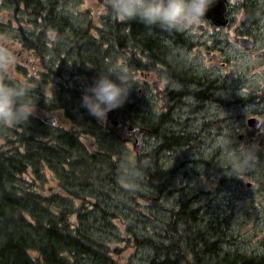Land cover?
Returning <instances> with one entry per match:
<instances>
[{
	"label": "trees",
	"instance_id": "1",
	"mask_svg": "<svg viewBox=\"0 0 264 264\" xmlns=\"http://www.w3.org/2000/svg\"><path fill=\"white\" fill-rule=\"evenodd\" d=\"M94 1L106 9L99 26L88 11L75 12L60 0H0V15L8 17L0 35L39 67L31 72L15 64L6 73L33 90L36 108L28 123L0 128V264H264L261 255L224 248L229 239L221 233L223 223L173 198L169 171L159 163V154L190 136L151 123L132 74L165 72L183 86L185 79L201 78L174 55L188 43L159 26L117 20L106 0ZM239 1L235 34L251 38L264 0ZM123 55L127 62H118ZM106 69L121 70L132 86L119 109L131 124L149 125L160 141L145 155V144L131 155L81 106L84 88ZM251 103L261 117L264 93ZM49 111L61 112L72 129L43 123L40 114ZM230 158L224 172L233 174L243 162ZM210 166L221 171L222 164ZM258 166L247 172L260 181Z\"/></svg>",
	"mask_w": 264,
	"mask_h": 264
},
{
	"label": "rangeland",
	"instance_id": "2",
	"mask_svg": "<svg viewBox=\"0 0 264 264\" xmlns=\"http://www.w3.org/2000/svg\"><path fill=\"white\" fill-rule=\"evenodd\" d=\"M60 1L64 4L68 3L75 12L88 11L93 25L99 26L101 17L105 16L106 9L102 6V2ZM239 3V0H227L226 16L230 20L228 28L214 30L213 27L207 26L204 34L199 35L196 32L194 36L189 35L192 38H187V43L192 46L191 48L173 51L178 61L203 74L207 80H218V83L215 84L217 90L213 97H210L206 103H202V100L192 103L190 108L194 109L193 113L184 114L188 107L179 106L170 114L173 121L185 120V128L182 132L190 136V140L185 141L182 146L172 147L171 151L159 154L158 159L159 163L169 171L168 181L173 198L188 200L193 207L201 209V215L208 214L209 217H215L223 223L224 228L220 227L221 233L229 239L224 248L230 247L235 250L237 247L242 252L264 257V174L260 181H257L254 172H247L250 166L235 165L237 168L233 174L217 171L210 166L212 161L215 162L219 158L220 161L216 163L222 164L223 168H228V161L233 151L238 147L242 149L244 146H249L236 140L237 135L246 132L244 125L246 118L250 116L259 118L261 126L257 132L264 134V113L261 117L254 115L251 106V102L257 101L258 97L264 93V71L260 56V53L264 51V16L259 20V29L251 37L254 48L248 52L237 49L230 42L237 29L238 16L235 8ZM6 22L8 17L6 13H3L0 15V23ZM183 41H185L184 38ZM0 43L15 54L18 59L16 64L31 72L39 69L38 63L30 53L13 45L3 35H0ZM205 51L215 53L225 66L209 68L212 64L204 56ZM129 55L134 61L142 63V60L133 54L129 53ZM118 62H127L126 56L118 58ZM139 73L132 74V79L135 81L134 89L137 91L142 89ZM160 87L159 82L155 83L156 89ZM153 95L158 96V92H154ZM251 96L253 97L248 99ZM138 98L143 105V93H140ZM180 109L182 117L179 114ZM163 113L161 101L155 100L149 104L148 114L151 122L152 115ZM41 114H51L57 117L56 126L72 129L71 124L64 119L61 112L49 111ZM205 124L207 125L202 128ZM167 129L171 131V125ZM190 133H193V136ZM153 136L147 139L142 155L160 145V141L156 139L158 137L154 134ZM126 148L131 155H134L129 144H126ZM257 156L260 158L259 171L264 173L263 148L258 150ZM230 159L233 163L237 157ZM127 162L130 165L129 160ZM242 170L247 173H243ZM246 183H251V187L245 188ZM51 186V184L47 185V187Z\"/></svg>",
	"mask_w": 264,
	"mask_h": 264
},
{
	"label": "clouds",
	"instance_id": "3",
	"mask_svg": "<svg viewBox=\"0 0 264 264\" xmlns=\"http://www.w3.org/2000/svg\"><path fill=\"white\" fill-rule=\"evenodd\" d=\"M214 0H106L114 17L120 21L135 20L146 27L159 26L162 30L184 32L194 29ZM18 63L15 54L0 43V128L28 123L35 114L36 100L26 83L7 75L10 66ZM126 74L119 69L99 71L91 86L84 88L81 106L99 121L109 111L122 107L131 89ZM255 146L238 147L233 155L245 167L260 162ZM238 153V155H237Z\"/></svg>",
	"mask_w": 264,
	"mask_h": 264
},
{
	"label": "flooded vegetation",
	"instance_id": "4",
	"mask_svg": "<svg viewBox=\"0 0 264 264\" xmlns=\"http://www.w3.org/2000/svg\"><path fill=\"white\" fill-rule=\"evenodd\" d=\"M226 15H227V11H226L225 16ZM227 19H228V17H227ZM199 26H202L203 29L202 30L197 29V27H199ZM207 26L213 27L212 25H210L209 22L203 20L198 25H196L194 27V29H192V30H188V31H184V32L165 30V31H162V33H168L170 36H173V37L179 36V35L183 36L185 41L187 42V38H192L191 36H194V33H196V32H198L199 35L204 34L207 31L206 30ZM229 26H230V20H229L228 27ZM218 29H225V28H214V30H218ZM189 35H191V36H189ZM233 36H235V34H233ZM189 47L191 48L192 46H189ZM204 56L209 60L210 64H212V65H209V68L211 66H216V67H220V68L225 66V63L220 61L219 57L213 52L205 51ZM260 56H261L262 62H264V51L262 53H260ZM188 68H190V66H188ZM192 71L195 74L200 75L201 78H199V79H191V78L185 79V82H184L185 86L181 85V83L178 80L176 81L175 79H171L170 77L166 76L165 72H162L164 74V76H160V77L157 76L156 72H153L151 70L143 72L140 74L141 81H142V84H141L142 89L137 91V95L139 96L140 93L141 94L143 93V103H144V106H145L147 113L149 110V104H151L155 100L161 101L162 106L164 108L163 114L152 115L153 116V119L151 122L152 124L166 123L168 126L171 125V128L175 126V128H177L176 133H178L179 131L182 132L183 128H185V120L181 121L180 119L179 120L175 119V121H173L170 114L179 106L181 108L188 107L186 109V112H184V114L193 113L194 109L190 108V106L192 105V103L194 101L198 100L195 98L200 94V92L203 91L204 88L208 87L209 84L212 87V89H210L204 95V98L202 99L201 102L206 103L210 99V97H213L214 92L217 90V87L214 85L213 81L207 80V78L203 77V74H200L195 70H192ZM204 76H207V75H204ZM197 81H199V82L197 83ZM216 81L218 83V80H216ZM157 82H159V84L161 85V87L158 89L155 88V83H157ZM186 85H188V86H186ZM197 86H199L201 88L198 89ZM154 92H158V96H154L153 95ZM151 98H153L152 101H151ZM179 114H180V117H182L183 114L181 113V109H180ZM252 117H254V116H252ZM150 119H151V117H150ZM206 125L207 124L203 125L202 128H204ZM145 128H147L149 130V133L147 136V139H148L149 137H151L150 126L148 125V127H145ZM257 130H259V129H257ZM257 130L251 131V130H247V128H246V132L244 131V132L240 133V135H238V136H242V138L240 140H238L237 139L238 136H236V140L243 143V144H247L249 146H255V147H256V144L258 142H260V144H259L260 148L264 149V134L260 133L259 131L257 132ZM192 134L193 133H190L191 136H193ZM147 139H146V141H147ZM215 161H220V160H219V158H217ZM225 169L226 168L221 167V172L226 171Z\"/></svg>",
	"mask_w": 264,
	"mask_h": 264
},
{
	"label": "water",
	"instance_id": "5",
	"mask_svg": "<svg viewBox=\"0 0 264 264\" xmlns=\"http://www.w3.org/2000/svg\"><path fill=\"white\" fill-rule=\"evenodd\" d=\"M226 3L227 0H214L207 10L204 20L209 21L215 28L227 27L229 25V20L225 16ZM197 29L202 30L203 27L199 26ZM232 44L245 51H249L253 48L252 40L242 36L234 37L232 39ZM40 119L48 126H54L57 121V117L51 114H41ZM103 123L106 131L117 141L130 145V150L133 154L137 155L140 153L144 146L146 136L149 133L147 128L131 124L119 108L109 111ZM245 123L247 128L256 130L259 127L260 121L257 118L250 117L246 119ZM241 138L242 136L237 137L238 140ZM259 144L260 142H258L256 146L260 147ZM245 187H249V184H246ZM48 190L51 191L50 188Z\"/></svg>",
	"mask_w": 264,
	"mask_h": 264
},
{
	"label": "bare ground",
	"instance_id": "6",
	"mask_svg": "<svg viewBox=\"0 0 264 264\" xmlns=\"http://www.w3.org/2000/svg\"><path fill=\"white\" fill-rule=\"evenodd\" d=\"M226 11H227V9H226ZM226 11H225V14H226ZM228 27V26H227ZM227 27H225V28H227Z\"/></svg>",
	"mask_w": 264,
	"mask_h": 264
}]
</instances>
